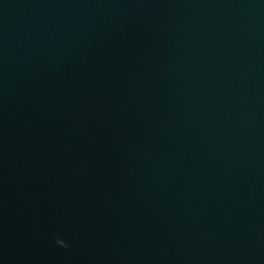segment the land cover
Instances as JSON below:
<instances>
[{"label": "water", "instance_id": "1", "mask_svg": "<svg viewBox=\"0 0 264 264\" xmlns=\"http://www.w3.org/2000/svg\"><path fill=\"white\" fill-rule=\"evenodd\" d=\"M0 264H264V0H0Z\"/></svg>", "mask_w": 264, "mask_h": 264}]
</instances>
